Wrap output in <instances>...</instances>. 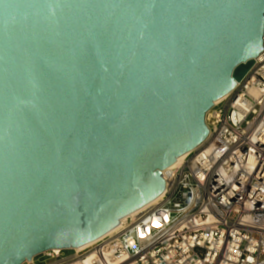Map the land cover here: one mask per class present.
<instances>
[{
	"label": "water",
	"instance_id": "1",
	"mask_svg": "<svg viewBox=\"0 0 264 264\" xmlns=\"http://www.w3.org/2000/svg\"><path fill=\"white\" fill-rule=\"evenodd\" d=\"M263 49L264 0H0V264L160 197Z\"/></svg>",
	"mask_w": 264,
	"mask_h": 264
},
{
	"label": "built area",
	"instance_id": "2",
	"mask_svg": "<svg viewBox=\"0 0 264 264\" xmlns=\"http://www.w3.org/2000/svg\"><path fill=\"white\" fill-rule=\"evenodd\" d=\"M206 124L201 146L163 172L160 200L45 264H264V49Z\"/></svg>",
	"mask_w": 264,
	"mask_h": 264
},
{
	"label": "bare ground",
	"instance_id": "3",
	"mask_svg": "<svg viewBox=\"0 0 264 264\" xmlns=\"http://www.w3.org/2000/svg\"><path fill=\"white\" fill-rule=\"evenodd\" d=\"M225 97H223V98H221L220 100H218L216 103H218L219 101H221L222 99H224ZM207 118H209V115L207 116ZM187 154L188 153H186L181 159H180V161L177 163V165H175L174 167H176V166H178V165H181V163L184 161V159L186 158V156H187ZM171 168H168L167 170H165L164 171V174H166V172L168 171V170H170ZM161 199V196L160 197H158L157 199H155L153 202H157L158 200H160ZM116 230V229H115ZM113 231V230H112ZM90 244V243H89ZM89 244H87V245H89ZM87 245H84V246H82V247H80V248H77L78 250L79 249H82V248H84V247H86Z\"/></svg>",
	"mask_w": 264,
	"mask_h": 264
},
{
	"label": "rangeland",
	"instance_id": "4",
	"mask_svg": "<svg viewBox=\"0 0 264 264\" xmlns=\"http://www.w3.org/2000/svg\"><path fill=\"white\" fill-rule=\"evenodd\" d=\"M73 252V250H64V255L68 256L71 255ZM36 262L37 264H45L47 262H49L48 260H46V258L42 257L41 255L36 257Z\"/></svg>",
	"mask_w": 264,
	"mask_h": 264
}]
</instances>
